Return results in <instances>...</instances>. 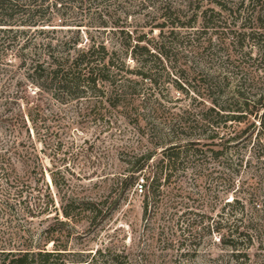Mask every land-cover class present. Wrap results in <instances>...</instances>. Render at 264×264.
<instances>
[{"label": "rangeland", "instance_id": "1", "mask_svg": "<svg viewBox=\"0 0 264 264\" xmlns=\"http://www.w3.org/2000/svg\"><path fill=\"white\" fill-rule=\"evenodd\" d=\"M128 1L127 5L106 9V3H103L97 14L92 3L89 12L88 4L83 5L86 10L83 14L71 1L73 7L67 12H56L50 6L40 26L29 30L28 37L36 43L52 40L53 45L56 40L78 37V47L81 48L93 41L103 42L108 51H123V47L136 44V37L144 36L145 44L153 49L161 41L159 30L152 29L155 24L162 23L161 19L157 20L158 2L144 9L146 3L153 1L145 0L142 7L137 0ZM225 1L233 7L240 2L246 5L248 0ZM167 2L173 7L181 4V0ZM196 2L207 5L204 0ZM100 13L104 16H99ZM13 29L21 31L22 28ZM39 30L47 33L38 34ZM125 33L131 35V39H126ZM180 33L182 36L185 32ZM18 42L6 54L7 66L0 67V111H7L8 117L19 121L20 112L27 114L30 107L37 106L31 113L34 124L28 126L30 130L34 129L30 138L45 168L43 181L33 175L26 179L31 185L30 190L35 191L23 192L22 200L33 205L39 196L50 194L56 211H60L61 204L70 199L91 200L100 204V212L92 214L76 210L66 224L60 223L65 221L60 212L56 217L52 211L31 217L24 213L21 198L12 195L15 189L9 190L3 183L0 188L1 245L16 248L27 238L33 245H43L47 241L45 248L48 251L61 253L50 261L54 264H264V212H260L264 209V175L254 172L258 166L252 158L254 137L250 143L239 144L236 148V155L244 158V165L238 175L231 176V170H226L225 166L235 161L236 156L231 157L233 149H227V159L215 160L209 152L216 150L206 138L209 133L200 136L201 129L198 128L178 131L175 136L184 141L182 146L197 143L192 149H198L202 154L183 153V160L162 188V194L149 195L146 199L145 189L142 194L137 191L138 185L143 184L141 179L145 173L134 175L135 164L140 155L152 149L150 141L154 142L156 137L150 129L153 122L147 117H157L162 123L164 118H170L169 114H178L191 105V94L186 96L176 89L175 79L182 81L186 75L190 76L192 69L204 64L205 58L189 53L188 49L186 52L177 42L167 44V59L156 66L159 89L152 91L153 98L161 100L164 111L158 114L149 112V109L136 111L135 114L142 117L136 126L130 116L132 112L129 115L126 110H112L107 105L93 109L91 106L96 101L92 100L60 104L41 93L24 79L23 70L18 69L19 62L14 54L22 44L21 39ZM213 43L217 44L215 37ZM226 43L229 44L230 40ZM127 62L130 68L134 67L130 58ZM242 64L249 67L254 88L264 91L261 65L247 59ZM148 87L147 84L141 85L143 91ZM127 99L125 104L129 102ZM137 105H141L140 101ZM243 127L233 126V129L238 131ZM0 133L1 146L15 137L26 146L28 144L24 129L18 135ZM224 133L225 130L220 132V136ZM220 141L223 143L224 140H215L216 143ZM18 155H12L11 162L15 164L14 174L22 177L23 168L17 162ZM157 159L158 154L152 158L153 164ZM247 161L251 162V169L246 168ZM233 188L240 199L238 205L231 203ZM7 199L12 206L9 211H4L1 203ZM145 202L149 209L144 216ZM235 230L237 234L233 233ZM240 232L247 233L251 239L248 241L239 236ZM233 237L236 248L223 244Z\"/></svg>", "mask_w": 264, "mask_h": 264}, {"label": "trees", "instance_id": "2", "mask_svg": "<svg viewBox=\"0 0 264 264\" xmlns=\"http://www.w3.org/2000/svg\"><path fill=\"white\" fill-rule=\"evenodd\" d=\"M70 1L77 5L80 14L86 11L83 9L85 3L88 4L87 12L91 3L93 4L95 14L103 3L109 2V5H104L105 9L129 4L128 0H0V67L7 66L8 61L5 59L8 50L12 45H18V40L21 39L22 44L14 54L19 62L18 69L23 70V77L27 82L60 104L81 100L96 101L93 105L88 102V105H92L93 109L102 105H107L112 110L120 108L126 110L129 115L132 112L133 115L130 116L138 126L142 117L135 114L136 111L149 109L153 114L164 111L165 107L162 106L161 100L153 98L152 91L159 89L156 66L162 65L167 59L168 53L165 51L167 44L177 42L185 51L188 49L189 53L206 59H203L204 64H198L192 69L190 76L186 75L182 81L175 79L176 89L186 96L191 94V105L178 114H169L170 118H164L162 123L158 122L157 117L150 115L147 117L153 122L149 123L151 133L156 135L154 139L152 138L155 141H150L152 149L140 155L133 172L134 175L145 173L141 179L143 184L138 186L143 188V191L145 189L146 199L149 195L162 194V188L174 176L177 165L183 160V153L192 151L194 156L202 154L200 150L192 149L197 143H184L182 146L181 142L184 141L175 136L178 131L198 128L201 129L200 136L209 133L206 138L216 147L215 151L209 150V152L215 160L222 157L227 159V149H233L231 157L236 156L235 161L225 166L226 170H231V176L238 175L244 165V158L236 155V148L239 144L250 143L254 137L251 148L254 152L252 158L258 165L254 172L264 175V159H262L264 157V91L260 92L254 88L253 78H249L250 69L242 64L244 59L256 62L261 65L260 69L264 72V0H248L246 5L240 2L233 7L225 0H204L208 6L196 2L201 0H181V4L177 7H173L167 0H150L153 1L151 3L137 0L141 7L142 3H146L144 9L155 6L154 3L159 4L156 9L157 20L161 19L162 23L155 24L152 29L159 30L161 41L153 49L145 44L144 36L136 37L134 40L136 44L123 47V51H108L103 42L93 41L81 48L78 47L80 45L78 37L67 38L64 41L56 40L54 45L52 40L36 43L34 39L28 37L29 30L40 26L50 6L56 12L60 10L67 12L73 7ZM99 16L104 14L100 13ZM185 18L187 21L184 23L182 20ZM104 25L106 24L103 22L102 26ZM14 27L22 29L15 31ZM164 29L167 31L164 32ZM180 32L185 33L181 36ZM45 33L47 32L38 31L41 35ZM125 37L131 39L128 33H125ZM214 37L217 39V44L213 43ZM178 38L181 40L178 41ZM228 40H230L229 44L226 43ZM221 52L224 54L220 55ZM127 58L133 63V68L129 67ZM143 84L149 85L144 89L145 91L141 88ZM140 92H143L142 95ZM126 98L129 102L125 104ZM138 101L141 105H137ZM36 108L37 106L30 107L27 114L20 112L19 121L8 117L7 111L2 109L0 111V131L18 135L21 129H24L28 137L27 146L15 136L5 146L0 144V188L3 183L9 190L14 188L16 192L14 191L12 195L21 198L20 203L24 205V213L31 217L49 211L55 212L56 217L60 212L65 219L60 223L66 224L76 210L80 209L92 214L100 212L98 211L100 204L91 200L74 198L64 201L60 211H56L50 194L43 196V200L39 196L38 202L33 205L22 200L23 192L35 191L30 190L31 185L26 182L28 177L33 175L37 180L43 181L45 171L42 161L39 160L37 148L30 138L31 130L34 132V129L30 130L28 126L29 123L34 124L31 113ZM241 125L244 126L243 129L238 131L233 129V126ZM164 130L166 132L163 134ZM223 130L225 133L220 136ZM217 139L224 141L216 143ZM158 150L159 153H156ZM156 154L159 159L153 164L152 158ZM12 155L19 157L17 162L23 168L22 177L25 182L22 181V177L14 174L15 164L11 162ZM245 165L246 168L251 169L250 161ZM50 178L53 181L51 176ZM54 186L57 188L56 183ZM231 192L233 194L231 203L238 205L240 199L236 196L237 190L233 188ZM1 204L4 211H9L12 206L9 199L2 201ZM148 209L149 205L145 202L144 216ZM260 212H264V209ZM233 233L237 234V230ZM238 235L244 236L248 241L251 239L247 233L240 232ZM46 242H43V245L40 243L33 245L31 239L27 238L16 248L14 245L0 243V264H54L50 261L54 257H59L61 253L48 251L45 248ZM223 244L236 248L234 237L224 241ZM5 246L12 249H6Z\"/></svg>", "mask_w": 264, "mask_h": 264}, {"label": "built area", "instance_id": "3", "mask_svg": "<svg viewBox=\"0 0 264 264\" xmlns=\"http://www.w3.org/2000/svg\"><path fill=\"white\" fill-rule=\"evenodd\" d=\"M137 191H138L140 194H142V193H143V188H141L140 186H138Z\"/></svg>", "mask_w": 264, "mask_h": 264}]
</instances>
